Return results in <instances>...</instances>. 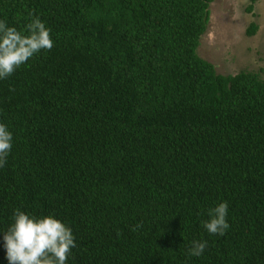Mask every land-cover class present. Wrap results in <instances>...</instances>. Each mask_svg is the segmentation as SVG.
Here are the masks:
<instances>
[{
	"label": "trees",
	"instance_id": "16d2710c",
	"mask_svg": "<svg viewBox=\"0 0 264 264\" xmlns=\"http://www.w3.org/2000/svg\"><path fill=\"white\" fill-rule=\"evenodd\" d=\"M213 1L0 0L53 41L0 79V264L16 210L72 230L66 264H264V81L197 56Z\"/></svg>",
	"mask_w": 264,
	"mask_h": 264
},
{
	"label": "clouds",
	"instance_id": "9594fccd",
	"mask_svg": "<svg viewBox=\"0 0 264 264\" xmlns=\"http://www.w3.org/2000/svg\"><path fill=\"white\" fill-rule=\"evenodd\" d=\"M52 47L50 29L38 17L31 19L22 31L0 21V79H7L35 54ZM11 148L12 134L0 124V167L5 165ZM227 210V202L209 209V220L203 224L209 234H225L229 228ZM13 221L3 234L8 264H66L68 254L76 247L70 228L50 215L36 218L20 210L15 211ZM140 226L137 224L132 231ZM206 247L207 241L193 240L188 255L199 257Z\"/></svg>",
	"mask_w": 264,
	"mask_h": 264
},
{
	"label": "rangeland",
	"instance_id": "374dc122",
	"mask_svg": "<svg viewBox=\"0 0 264 264\" xmlns=\"http://www.w3.org/2000/svg\"><path fill=\"white\" fill-rule=\"evenodd\" d=\"M208 12L197 56L221 75L250 72L264 81V0H214ZM250 23L252 36L246 34Z\"/></svg>",
	"mask_w": 264,
	"mask_h": 264
},
{
	"label": "water",
	"instance_id": "95a60500",
	"mask_svg": "<svg viewBox=\"0 0 264 264\" xmlns=\"http://www.w3.org/2000/svg\"><path fill=\"white\" fill-rule=\"evenodd\" d=\"M213 2H211L209 5H212Z\"/></svg>",
	"mask_w": 264,
	"mask_h": 264
}]
</instances>
